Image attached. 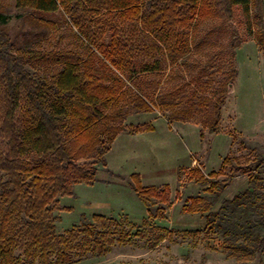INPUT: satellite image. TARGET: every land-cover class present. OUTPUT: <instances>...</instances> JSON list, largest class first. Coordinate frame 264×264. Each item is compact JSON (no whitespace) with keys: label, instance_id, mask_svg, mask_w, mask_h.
I'll return each mask as SVG.
<instances>
[{"label":"trees","instance_id":"obj_1","mask_svg":"<svg viewBox=\"0 0 264 264\" xmlns=\"http://www.w3.org/2000/svg\"><path fill=\"white\" fill-rule=\"evenodd\" d=\"M14 3L20 24L13 29L7 30L9 17L0 12V264H72L87 254H107L113 245L128 243L134 235L158 244L171 230L146 219L141 230L127 217L100 213L90 218L82 214L77 224L57 233L58 199L74 196L79 184L96 181L97 165L119 133L154 129L151 124L126 128L129 102L137 110H150L155 101L176 120L205 110L203 124L208 133H217L228 87L236 77L233 52L239 42L235 34L229 59L220 64L223 47L208 51L206 62L189 81L171 90L157 91L141 78L159 73L164 55L176 64L192 49L209 48L238 8L249 15L255 4L252 17L262 22L264 0ZM61 7L83 39L85 54L17 42L19 35H46L44 29L35 31L42 25L54 27L42 14ZM28 18L31 27L23 29ZM208 20L218 21V30L198 37V25ZM254 34L264 48L263 25ZM226 64L228 70L223 71ZM39 66L53 69L39 73ZM215 71L224 76L213 90ZM239 175L248 177L249 186L219 200ZM192 176L208 195L190 196L182 210L205 218L203 231L222 238L220 247L234 257L235 264H261L260 259L253 262L264 253V152L252 147L246 155H227L216 171L204 175L193 168ZM130 180L149 216H162L163 209L153 205L168 201L166 190L144 185L138 173H132Z\"/></svg>","mask_w":264,"mask_h":264},{"label":"rangeland","instance_id":"obj_2","mask_svg":"<svg viewBox=\"0 0 264 264\" xmlns=\"http://www.w3.org/2000/svg\"><path fill=\"white\" fill-rule=\"evenodd\" d=\"M256 9L253 4L250 14L246 15L238 8L235 18L226 19L222 24L220 36L213 39L209 48L192 49L176 64L164 55L162 70L141 78L148 86H155L157 91L171 90L189 81L191 75L206 62L208 51L216 52L223 47L220 64L229 59V44L235 34L239 42L233 52L236 77L228 87L221 108L218 132L208 133L202 121L205 110L191 118L176 120L170 117V111L164 105L155 101L150 110H137L129 102L125 105L129 109L124 118L126 128L151 124L154 129L135 134L127 131L119 133L104 153L103 161L97 165L96 181L90 185H77L74 196L60 197L58 208L54 211L58 217L57 233H63L77 224L82 214L90 218L93 213H100L116 219L127 217L141 230V223L146 219L154 226L171 230V235L155 245L149 244L146 237L134 235L128 243L113 245L107 254H87L76 258L72 264H235L234 257L222 251V238L203 231L205 218L186 213L182 208L190 196L208 195L205 187L195 182L193 168L208 175L219 168L227 155H246L252 147L264 152V48L254 34L258 26L264 27V17L262 22L257 23L252 17ZM262 11L264 13V8ZM0 12L9 17L7 30L20 24L15 16L14 0H0ZM42 16L52 21L54 27H37L36 32L44 29L47 34L19 35L18 43L29 41L33 48L71 49L85 54L84 41L78 36L77 28L70 25L62 7L55 13H43ZM30 21V18L26 19L23 29L31 27ZM218 23L216 20L201 23L197 36H206L210 29L217 31ZM90 28L93 30L92 25ZM104 39L108 40V35H104ZM51 69L52 66H39L36 71L50 72ZM222 70H228L227 64ZM223 73L214 72L215 81L211 89L214 90L222 81ZM132 173H138L144 185L166 190L168 201L153 205V208L163 209L162 216H149L147 206L130 186ZM248 186V177L239 175L219 200L230 198ZM259 259L264 264V253L253 263H258Z\"/></svg>","mask_w":264,"mask_h":264}]
</instances>
